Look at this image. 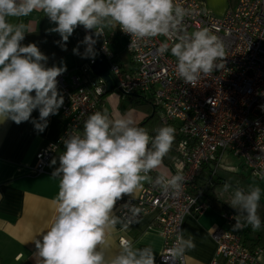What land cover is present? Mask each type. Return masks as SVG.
<instances>
[{
    "label": "clouds",
    "instance_id": "1",
    "mask_svg": "<svg viewBox=\"0 0 264 264\" xmlns=\"http://www.w3.org/2000/svg\"><path fill=\"white\" fill-rule=\"evenodd\" d=\"M34 11H42L55 24L45 32L59 34L54 43L63 51L82 25L86 34L72 51L83 59L94 60L97 38L103 36L105 27L117 26L131 41L175 37L171 47L165 42L157 52L162 55L170 47L177 60V75L192 87L202 74L224 67L221 38L207 27L191 34L183 31L181 25L189 12L175 0H0V118L16 125L30 122L37 133L45 131L49 118L58 115L65 103L57 78L67 71V65L61 59L59 65L49 67V56L36 43L22 45L29 33L26 26L10 23L8 18L27 17ZM80 45H84L83 52ZM259 108L264 111V104ZM34 110H38V118L32 117ZM155 133L150 137L145 128L137 126L131 112L112 119L104 110L88 115L82 135L60 138L64 151L49 163V167L59 164L50 176L59 180L55 215L42 238L35 240L37 264H155L151 247L134 248L130 240H122L120 250L107 255V237L120 219L113 214L116 202L124 195L135 199L143 182L152 181L149 173L159 168L170 152L176 129L165 125ZM56 147L49 145L52 151ZM154 183L179 195L184 177L180 173L170 178L160 174ZM229 187L225 185V189ZM260 198L259 187L235 188L228 203L238 213L233 217V231L247 226L253 231L264 228L257 214ZM123 207L129 213L126 217H131L125 224L129 227L141 208L130 201ZM239 217H244V223ZM183 232H177L165 259L178 261L186 250L195 248L194 238L186 239Z\"/></svg>",
    "mask_w": 264,
    "mask_h": 264
},
{
    "label": "built area",
    "instance_id": "2",
    "mask_svg": "<svg viewBox=\"0 0 264 264\" xmlns=\"http://www.w3.org/2000/svg\"><path fill=\"white\" fill-rule=\"evenodd\" d=\"M175 2L189 12L181 25L183 31L191 34L207 27L225 46L224 67L202 74L195 87L185 84L176 73L177 60L170 52L175 37L161 35L170 47L160 55L157 49L165 42L159 36L131 41L129 34L116 27L133 63L130 70L115 61L104 30L96 43L97 56L102 54L110 63L116 82L113 90L123 94L147 93L156 112L180 137L181 158L176 168L165 175L169 178L177 173L183 175L180 194L174 195L172 190L165 192L156 185L154 181L160 173L151 171L152 181L142 186L135 199L124 195L113 208L125 223L131 217H126L129 213L123 205L129 201L141 208L135 220L154 214L163 239L160 264H186L184 253L178 261L164 256H168L177 232L182 230L184 218L197 216L208 206L202 199L203 191L212 183L226 151L236 155L254 177L264 180V111L259 108L264 104V95L258 94L264 93V0H237L222 16H214L196 0ZM95 59H88L75 69L67 68L57 78L65 98L59 110L64 129L56 141L44 144L36 152L34 173L42 172L49 164L62 144L61 137L82 135L88 115L102 111L107 85L92 71ZM53 144L57 145L55 151L49 149ZM203 167L211 174L208 179L201 178L200 186L196 181ZM234 216L222 214L228 225L236 223ZM212 238L216 247L210 264H261L258 258L261 249L252 252L246 248L240 232L219 227L213 231ZM122 240L129 239L120 237V245Z\"/></svg>",
    "mask_w": 264,
    "mask_h": 264
},
{
    "label": "crops",
    "instance_id": "3",
    "mask_svg": "<svg viewBox=\"0 0 264 264\" xmlns=\"http://www.w3.org/2000/svg\"><path fill=\"white\" fill-rule=\"evenodd\" d=\"M203 8L214 16H222L227 9L233 8L237 0H196ZM13 24H24L29 33H26L22 45L36 43L40 50L49 56L48 64H60L61 59L67 68H77L88 59L74 55L72 49L77 46L85 36V29L78 26L67 42V51L54 43L60 39L59 34H47L45 29L54 27L42 11H34L27 17H9ZM117 26H107L105 33L108 35L110 47L115 53V61L125 70H130L133 63L126 50L124 58H119V35ZM114 29V30H113ZM95 48L96 45H95ZM84 51V45H80ZM53 54H55L53 56ZM108 93L105 95L101 108L106 110L110 118L115 119L125 113L131 112L138 126L147 116V111L131 106L129 97L142 99L138 95L149 98L148 94ZM120 92V94H119ZM34 95V93H33ZM128 98L127 105L123 103V96ZM38 110H34L32 117L38 118ZM164 123L161 117H158ZM169 124V123H167ZM171 126V124H169ZM64 129V121L58 115L49 118V125L43 133H37L30 122L16 125L10 119L3 121L0 118V264H37L35 240L42 238L51 224L55 215L54 201L59 191V180L51 178L54 167L49 164L40 173H34L32 167L35 162L36 152L46 143L56 141ZM151 137V136H150ZM177 144L178 159L171 166L163 161L159 168L152 170L163 175H169L176 168L181 158ZM64 151L63 144L54 152L53 157H59ZM50 163V162H49ZM206 168L203 167L202 172ZM200 173V178H205ZM148 181L143 182V185ZM141 189V188H140ZM140 189L134 194L137 196ZM132 197L130 195H127ZM119 222L115 230L108 237L110 247L107 255L111 256L120 250V237H125L132 242L134 248L151 247L155 256V264H160L158 259L162 250L163 239L155 223L154 214H148L135 220L125 227V221L113 209ZM222 211L214 206H208L197 216L187 215L183 220L182 231L184 237L194 238L195 248L184 252L186 264H210L215 253V242L212 233L221 227L233 231V225L224 222ZM243 230L240 232L243 238ZM258 258L264 264V250L259 251Z\"/></svg>",
    "mask_w": 264,
    "mask_h": 264
},
{
    "label": "trees",
    "instance_id": "4",
    "mask_svg": "<svg viewBox=\"0 0 264 264\" xmlns=\"http://www.w3.org/2000/svg\"><path fill=\"white\" fill-rule=\"evenodd\" d=\"M110 93L107 92L106 95ZM142 99H136L134 97H129L131 106L134 108L142 109L147 111V116L141 121V123L138 125L139 127L145 128L149 135L151 137L155 136V130L165 126L169 125L167 123H163L159 120L155 107L151 101L150 98H145L142 95H138ZM179 135L175 133V140L173 142L172 148L170 152L163 158V162L167 164L168 166H171V164L178 159V151H177V144L179 142ZM197 184L202 186L201 178H199L197 181ZM209 190H211L213 193V189L210 186H207L202 195V199L208 204H213L217 208H219L222 213H232L235 216L238 215L235 209L230 208L229 206L221 203V201L214 197L213 194L208 193ZM261 206L257 210V214L261 217L262 221H264V205L260 204ZM241 223H244V217H239ZM243 244L246 248H248L250 251H255L256 249L264 250V228L258 231H253L251 226L244 227L243 230Z\"/></svg>",
    "mask_w": 264,
    "mask_h": 264
},
{
    "label": "rangeland",
    "instance_id": "5",
    "mask_svg": "<svg viewBox=\"0 0 264 264\" xmlns=\"http://www.w3.org/2000/svg\"><path fill=\"white\" fill-rule=\"evenodd\" d=\"M106 28L107 27L104 29L106 30ZM159 38L161 41L165 42L162 36H159ZM118 41H120L119 47L121 48L118 50L119 58H124L125 52L123 51L125 50V41L121 37H119ZM111 93H118V91L113 90ZM123 103L126 105L128 103V98L125 95L123 96ZM156 114L158 117L161 116L159 115V111L158 113L156 112ZM210 174V171L207 169L202 172V176L206 179L210 177ZM226 184L230 185L227 189H225ZM210 187L213 189V193H211V190H209L208 193L213 194L214 197H217L221 203L227 206H229L228 203H230L235 188L240 187L247 190L250 187H259L261 189L260 204L264 205V180L254 177L247 168L243 167L240 159L232 152L226 151L224 153L217 168V172L212 177Z\"/></svg>",
    "mask_w": 264,
    "mask_h": 264
},
{
    "label": "water",
    "instance_id": "6",
    "mask_svg": "<svg viewBox=\"0 0 264 264\" xmlns=\"http://www.w3.org/2000/svg\"><path fill=\"white\" fill-rule=\"evenodd\" d=\"M80 26L83 27L82 25ZM89 31L91 32L92 30ZM91 68L93 73L102 77L105 80L107 85L106 91L107 92L113 91L114 84L116 82L111 72L109 61L102 54H99L96 57L95 62L91 65Z\"/></svg>",
    "mask_w": 264,
    "mask_h": 264
}]
</instances>
